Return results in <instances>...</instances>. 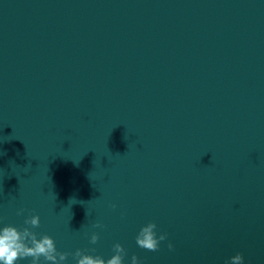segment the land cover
Wrapping results in <instances>:
<instances>
[{"label":"water","instance_id":"obj_1","mask_svg":"<svg viewBox=\"0 0 264 264\" xmlns=\"http://www.w3.org/2000/svg\"><path fill=\"white\" fill-rule=\"evenodd\" d=\"M30 215L64 264H264V0H0V227Z\"/></svg>","mask_w":264,"mask_h":264},{"label":"clouds","instance_id":"obj_2","mask_svg":"<svg viewBox=\"0 0 264 264\" xmlns=\"http://www.w3.org/2000/svg\"><path fill=\"white\" fill-rule=\"evenodd\" d=\"M111 207L115 209L116 205L113 204ZM24 211V209H19L17 215H23ZM24 224L26 227L22 229L13 225L0 227V264H17L18 260L28 258H30V264H41V258H43L44 264H64L70 254L58 251L54 239L49 235L44 234L38 237V234L33 231V229L40 227L39 215L28 216ZM93 227L102 229L103 225L97 222ZM99 239V233L93 232L89 242L96 244ZM165 240H167V233L158 235L155 222H149L142 226L136 235L137 246L150 252L158 251L161 242ZM167 247L172 250L174 246L169 242ZM113 253L108 259L91 255L81 249H77L71 255L76 264H124V257L127 255L124 246L115 243ZM131 264H140L136 255L131 257ZM226 264H244L243 254L236 253L226 261Z\"/></svg>","mask_w":264,"mask_h":264}]
</instances>
